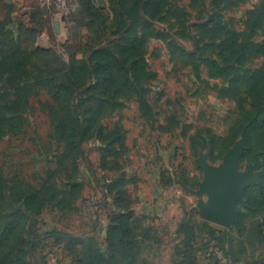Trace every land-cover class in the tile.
<instances>
[{
  "label": "rangeland",
  "instance_id": "1",
  "mask_svg": "<svg viewBox=\"0 0 264 264\" xmlns=\"http://www.w3.org/2000/svg\"><path fill=\"white\" fill-rule=\"evenodd\" d=\"M235 146L259 178L264 0H0V260L214 264L199 162Z\"/></svg>",
  "mask_w": 264,
  "mask_h": 264
},
{
  "label": "water",
  "instance_id": "2",
  "mask_svg": "<svg viewBox=\"0 0 264 264\" xmlns=\"http://www.w3.org/2000/svg\"><path fill=\"white\" fill-rule=\"evenodd\" d=\"M55 33L60 32V23L54 22ZM240 146H235L224 158L223 165L218 171L210 168L205 159L199 162L204 172L203 181L199 186L196 196L207 197V202H199L200 217L222 228L236 227L239 223L237 203L244 205V191L250 187L258 176L251 173L239 175L238 159Z\"/></svg>",
  "mask_w": 264,
  "mask_h": 264
},
{
  "label": "trees",
  "instance_id": "3",
  "mask_svg": "<svg viewBox=\"0 0 264 264\" xmlns=\"http://www.w3.org/2000/svg\"><path fill=\"white\" fill-rule=\"evenodd\" d=\"M262 15L263 13L258 17L259 21L262 18ZM246 121L248 120L246 119L244 123H246ZM241 130L242 127H240L239 130L234 131L233 137H236V135L238 136ZM251 135V128L248 127L245 132V139L249 141ZM247 151L248 148L245 152L247 153ZM261 158L264 159V152H262ZM244 198L246 201V206L241 208L239 214V229L238 231L235 230V233L238 235H242L243 233L248 232L247 226H244L245 220L248 219L249 221L255 222V227L257 230V235L260 238V243H263L257 245V247H260L264 245V163L262 165L258 180L251 184L250 187L244 191ZM10 233V229H0V244L4 243V241L10 236ZM229 233L230 232L228 229H219L213 227L209 228V234L212 239L211 241L214 242V244L212 250L205 254V256H207V259H209V261L211 262L213 261L214 264H220L222 260H224L226 264H235L236 261L239 260L238 258L252 259L253 257L251 256L246 257V248L245 245L242 246V244H240L239 246L237 257L230 258V255L233 253V248L229 244H225L224 241L225 238H230L228 236ZM122 245L126 246L125 244ZM255 249L256 246L252 248L253 252ZM220 254L221 259H219ZM97 261L100 262L99 264H101L102 258H99ZM8 262H5L3 259L0 260V264H23L19 261L17 262V260H9ZM246 262H248L246 264H264V258H260L259 261L255 263H252L251 260Z\"/></svg>",
  "mask_w": 264,
  "mask_h": 264
},
{
  "label": "crops",
  "instance_id": "4",
  "mask_svg": "<svg viewBox=\"0 0 264 264\" xmlns=\"http://www.w3.org/2000/svg\"><path fill=\"white\" fill-rule=\"evenodd\" d=\"M244 200H245V198H244ZM219 229H228V228L220 227ZM253 255H255V257ZM253 255L251 256V257H253L252 259H250V258H246V259L245 258H238L239 260L236 261L235 264H246V263H248L246 261H250V260L252 263L258 262L260 258H264V245L260 246V247H256V249L253 252ZM248 257H250V256H248ZM219 259H221L220 256H219ZM223 263L226 264L224 260H222L220 264H223Z\"/></svg>",
  "mask_w": 264,
  "mask_h": 264
}]
</instances>
